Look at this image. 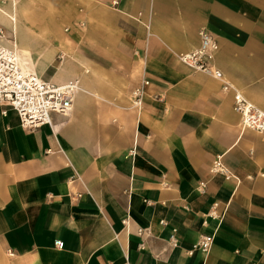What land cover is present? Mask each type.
<instances>
[{"label":"crops","instance_id":"0c3cea01","mask_svg":"<svg viewBox=\"0 0 264 264\" xmlns=\"http://www.w3.org/2000/svg\"><path fill=\"white\" fill-rule=\"evenodd\" d=\"M15 1L68 25L63 45L29 34L36 74L94 94L31 130L0 107V264H264V134L178 58L206 31L226 81L264 107V0ZM0 27L16 40L2 12Z\"/></svg>","mask_w":264,"mask_h":264},{"label":"built area","instance_id":"2783aa9c","mask_svg":"<svg viewBox=\"0 0 264 264\" xmlns=\"http://www.w3.org/2000/svg\"><path fill=\"white\" fill-rule=\"evenodd\" d=\"M117 3V2H116ZM16 40L7 36L0 27V107L2 115H7L8 108L14 109L23 127L35 129L45 124L53 123V115L67 116L73 106L75 83L58 85L46 80L36 73L23 70L17 57ZM219 46L216 40L206 31L201 32V45L188 53L179 54L182 63L196 71H202L223 81V89L233 91V108L241 115L244 129L264 134V107L248 100L244 94L226 81L224 73L215 66L214 55ZM150 80L144 78L139 87L134 90L138 104L141 103L145 88ZM212 172L227 175L221 157H217L212 166ZM214 214V212H212ZM214 242V235L203 236L193 246L189 253L197 250L207 252ZM56 246L64 247V241H57Z\"/></svg>","mask_w":264,"mask_h":264},{"label":"bare ground","instance_id":"6f19581e","mask_svg":"<svg viewBox=\"0 0 264 264\" xmlns=\"http://www.w3.org/2000/svg\"><path fill=\"white\" fill-rule=\"evenodd\" d=\"M25 11H26V8L18 4L17 1L15 0H11V3L8 8H4V7L0 8V12L5 14L7 18H10V20H12V29L14 30V35L16 37L15 46L17 49V57L20 61L19 62L20 65L25 71H28V72L31 71V72L37 73L38 71L33 68L36 66V63L34 62L32 58V54L29 49V43H28L29 34L32 31V29L28 24L22 23L23 21L19 17V15H23ZM63 72H64V68L60 67L55 77V80L58 79L63 74ZM137 87H139V85ZM86 94H94V93L91 91L85 90L79 84H75L73 102H74V99H78Z\"/></svg>","mask_w":264,"mask_h":264},{"label":"rangeland","instance_id":"374dc122","mask_svg":"<svg viewBox=\"0 0 264 264\" xmlns=\"http://www.w3.org/2000/svg\"><path fill=\"white\" fill-rule=\"evenodd\" d=\"M26 11L25 13L22 15V17H20L22 19V23L24 24H28L32 31L30 32V34L34 33L35 31H38V35H41L43 37V39L45 41H50V44H52V37L53 35H55V39H59L60 38V45L66 44V27L68 25H66V22H52V21H47L44 22L43 21H38L40 19V16L44 17L45 19L50 20L51 17V13H49L48 11H46L45 7H40L38 6L35 11L31 10V8L29 7H25ZM33 12L36 13L38 20H34V17L32 18V14ZM42 12V13H39ZM51 34V35H50ZM71 44H73V42H70ZM179 58V56H178ZM76 84V83H75Z\"/></svg>","mask_w":264,"mask_h":264}]
</instances>
